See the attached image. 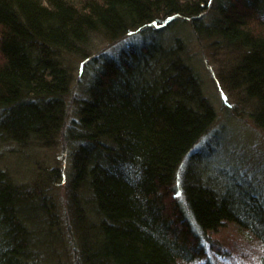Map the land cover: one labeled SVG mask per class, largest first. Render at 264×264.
Returning <instances> with one entry per match:
<instances>
[{"label": "trees", "instance_id": "obj_1", "mask_svg": "<svg viewBox=\"0 0 264 264\" xmlns=\"http://www.w3.org/2000/svg\"><path fill=\"white\" fill-rule=\"evenodd\" d=\"M187 26L238 52L227 84L264 131V0H0V145L70 142V198L85 194L79 264L192 261L206 241L194 229L228 222L264 243V203L240 184L220 192L188 172L177 202V170L217 118L176 37ZM134 32L142 44L118 57L96 47ZM71 56L85 58L89 83L67 127ZM56 176L33 188L0 166V264H39L53 246L45 186Z\"/></svg>", "mask_w": 264, "mask_h": 264}, {"label": "rangeland", "instance_id": "obj_2", "mask_svg": "<svg viewBox=\"0 0 264 264\" xmlns=\"http://www.w3.org/2000/svg\"><path fill=\"white\" fill-rule=\"evenodd\" d=\"M177 31L170 32L171 37ZM181 31L176 37L188 38L187 44L181 42L180 46L184 59L186 58L198 74L203 94L211 106H214L217 118L193 146L190 152L191 156L194 154L193 158L187 156L177 170L174 181L178 197L180 196L177 202L184 205L179 200L184 199L181 191L186 187L189 172L190 175L194 174V180L220 192L224 187L240 184L245 191L251 190L264 203V131L248 115L242 114L249 108H243L239 95L232 92L227 84V77L237 63L239 54L190 35L188 26ZM171 37H166L165 42ZM143 40L142 35L134 32L119 41L109 42L100 38L96 41V47L98 51L105 50L111 57H118L130 46L142 44ZM67 59L66 67L72 80L66 117L67 127H70L71 121L77 116L78 105L85 96L89 79L83 73L82 64L85 58L71 56ZM72 148L70 142L63 137L52 148L22 150L16 147L7 149L0 145V166H6L17 181H30L29 185H32L38 174L44 176L46 171L51 170L57 174L55 182L52 181L49 187L45 186L49 189V219L56 238L51 249L40 255L39 264H79L77 260L81 240L76 228V213L78 210L84 211L82 198L85 194H71V198L79 201L78 208L74 205L73 207L67 187L73 179L70 155ZM194 231L204 235L206 239L199 244L202 254L195 255L192 261L180 260L179 264H264V243L235 223H224L217 231H208L205 234H201L198 228Z\"/></svg>", "mask_w": 264, "mask_h": 264}]
</instances>
